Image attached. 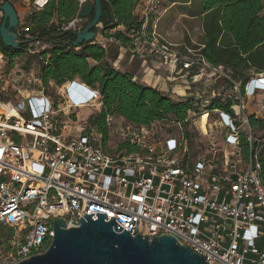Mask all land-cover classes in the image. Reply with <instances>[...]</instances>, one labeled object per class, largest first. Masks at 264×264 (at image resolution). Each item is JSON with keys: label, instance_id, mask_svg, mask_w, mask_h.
I'll list each match as a JSON object with an SVG mask.
<instances>
[{"label": "built area", "instance_id": "1", "mask_svg": "<svg viewBox=\"0 0 264 264\" xmlns=\"http://www.w3.org/2000/svg\"><path fill=\"white\" fill-rule=\"evenodd\" d=\"M39 1L33 2L35 11L44 9L50 0ZM89 1L79 0V9ZM162 1L147 0L140 19L142 29L134 42L159 57L172 74L181 66L180 72H186L185 77L192 82L204 72L228 81V90L214 94L215 99L204 101L195 96L198 109L189 113L186 122L195 124L212 114L214 121L206 136L211 138L214 130L225 131V144L239 152L246 141L250 148L247 167L238 172L229 170L234 165L226 155L225 165H219L214 149L212 160L192 156L185 128L179 123L173 124L178 135L166 131L159 136L155 126L163 124L136 127L123 118L109 116V135L115 131L120 141L114 149L109 148L110 141L105 148L102 136L77 117L81 108L100 110L102 100L75 108L67 97L63 101L57 97L62 88L56 91L57 98L42 86L35 96L16 104L0 101L8 110L0 111V264H17L45 253L54 239L55 220H64L67 229L77 228L79 225L72 222L78 224L92 213L107 215L108 220L115 218L133 237L141 234L153 240L173 236L203 255L207 264H264L260 162L264 140L250 124L251 116L264 122V103L262 113L246 114L247 100L264 94V74L253 75L242 90L223 67L211 66L200 53L184 57L176 52L172 44L149 31ZM81 21L77 17L62 30L78 31ZM24 35L27 39L22 40L30 39ZM4 57L0 52V63ZM257 78L261 90L248 93L250 82ZM32 82L42 81L33 77ZM77 98L82 100L80 95ZM215 100L230 101L231 112L210 111ZM121 143L140 152L118 151ZM3 228L6 231L1 235Z\"/></svg>", "mask_w": 264, "mask_h": 264}, {"label": "trees", "instance_id": "2", "mask_svg": "<svg viewBox=\"0 0 264 264\" xmlns=\"http://www.w3.org/2000/svg\"><path fill=\"white\" fill-rule=\"evenodd\" d=\"M9 0H5L4 3ZM35 0H31L33 3ZM139 0H102L104 30L113 31L123 27L126 31H115L107 35L124 47H132L136 35L142 29V21L134 12ZM203 23L204 40L200 55L213 67H223L233 80L241 84L242 90L253 75L264 74V0H194ZM79 0H50L47 6L34 11L26 18L28 32L33 37L48 40L49 47L39 53L41 81L45 92L64 89L74 81L96 88L101 94L102 106L89 119V127L102 136V145L110 141L106 119L109 116L123 118L136 127L159 124H182L186 139L190 134L186 122L191 111L197 110L193 98L176 101L161 91L135 80L131 72H121L113 67L117 48H104L98 44H83L79 49L67 45L74 41L71 31L62 30L78 17ZM93 16L88 19L90 22ZM87 22V23H88ZM83 26L82 30L86 27ZM98 33L99 28L93 30ZM27 46L19 49L6 48L0 38V52L9 61L25 54ZM67 86V88H69ZM48 94V93H47ZM9 101V100H8ZM57 102V101H56ZM230 101L215 100L209 110L231 112ZM74 119H76L74 115ZM254 128L264 127V122L250 117ZM118 151L127 154L139 153V148L121 143ZM244 158L249 159L250 148L242 141ZM261 179L264 184V152L260 155Z\"/></svg>", "mask_w": 264, "mask_h": 264}, {"label": "water", "instance_id": "3", "mask_svg": "<svg viewBox=\"0 0 264 264\" xmlns=\"http://www.w3.org/2000/svg\"><path fill=\"white\" fill-rule=\"evenodd\" d=\"M0 13L3 14L0 38L6 48L19 50L48 42L39 37L21 40L19 14L10 1L0 5ZM92 16L83 30L71 31L75 40L67 45L80 48L83 44H97V33L93 30L101 26L102 0L86 2L78 13L81 20ZM108 217L92 213L82 217L78 224L72 222L79 226L71 229H67L64 220H55L54 239L48 250L17 264H207L203 255L196 254L173 236L161 235L153 240L141 234L133 237L115 222V218L108 220Z\"/></svg>", "mask_w": 264, "mask_h": 264}, {"label": "rangeland", "instance_id": "4", "mask_svg": "<svg viewBox=\"0 0 264 264\" xmlns=\"http://www.w3.org/2000/svg\"><path fill=\"white\" fill-rule=\"evenodd\" d=\"M5 1V0H4ZM3 0H0V2H4ZM10 1V0H9ZM92 1V0H91ZM12 3V1H10ZM14 4L17 6V10L19 13V16L21 18V23H23V25H21V27H19V31L22 36L23 39H27L26 37H24L25 33L29 35L30 39L31 38H35L33 37L31 34H29V32H25L28 31V25L26 24V17L27 15L30 14V12L34 11V6L32 5L31 2H27L25 0H14L13 1ZM3 4V3H0ZM179 12V10L177 11ZM28 13V14H27ZM178 17L179 14L175 12V17ZM176 17V18H177ZM179 18V17H178ZM177 18V19H178ZM2 20H3V14H0V26L2 24ZM189 21V20H187ZM186 23L184 18H180V22L178 23V27L176 29H179V31H184L185 32V28H186ZM86 24V20H82L78 25H77V29L78 31H81L83 26ZM185 25V28L182 27ZM196 26V27H195ZM195 28V29H194ZM126 31L123 27L121 28H117L116 30L113 31H105L103 25H101L99 27V40H95V42L99 43V45H106V47L109 48H115L117 45L115 44L116 41L114 39H109L112 41H106L107 35L109 34H113L115 33V31ZM193 36L192 38H194L195 40L199 39V25L197 24V22H195V25H193ZM77 31V32H78ZM177 35V34H176ZM186 37L183 38L182 41H180V45L177 44V46L175 44L174 45V50H180L179 53L182 55H186L185 53L187 52L185 50L186 47L188 46V42L187 40L190 42V37L189 35L185 32ZM22 40V39H21ZM46 40V39H45ZM173 42V41H172ZM109 43V44H108ZM169 43V42H168ZM108 44V45H107ZM171 44V43H170ZM185 44V45H182ZM49 47L48 43L45 41H42L40 43H35L32 46H27L28 50L29 48L34 52L37 51V54H29L27 56V60L22 64L20 67L21 69L24 70L25 76L22 79L21 84L24 82L27 85H29L30 82V89H28L29 91L27 93L24 92L23 89L17 88L14 84L12 83V85L14 87H11L10 85L6 86L5 82L7 80H10V73L8 70V68L10 67V65L8 64L7 61L4 62V64L1 66L3 67L2 70H0V101L3 102V100L8 101V100H12L13 104H16L19 100H21L22 98L28 96L30 94V96H35L37 91L42 90V82L41 84H35L33 81V77H31L28 74H34L38 72L40 66H41V61L39 59V53L42 52L45 48ZM196 51H192V55L196 56L200 53V51H198V49H195ZM24 57V56H23ZM5 58V57H4ZM139 64V63H138ZM136 66V64H135ZM208 72V71H207ZM176 76V75H174ZM34 78H38V76H34ZM213 78L210 81V84L215 83L213 86H211L210 88L207 87L205 88L204 84L207 81V78L204 77L203 79L201 78V80H198L199 82H197L200 88H202L201 90L196 88V91L194 92V94L199 93L202 97V99L204 101H210L211 99H215L214 98V94H218V93H223L225 91V81L224 79H216ZM204 88V89H203ZM32 92V93H31ZM204 92V94H203ZM48 94H51L54 96V91L53 90H48L47 91ZM60 93H62L61 96H57L59 97L60 100L63 101L64 97H67V90L64 88L63 91H61ZM191 93V92H190ZM180 94H184L183 91H180ZM172 96V99L179 101V100H185L188 97H179L178 95H174V94H168ZM63 97V98H62ZM217 99V98H216ZM15 102V103H14ZM250 104L248 106V109L246 111L247 115H252L254 113H258L261 110L262 104L264 103V94L261 93V95H258L256 97H253L249 100H247V104ZM0 107L7 109L3 104H0ZM100 110L98 109H94V108H83L80 109L79 111H77V117L78 119H80V121H87V123L89 122V119L91 116L96 115L97 113H99ZM259 113H262L261 111ZM198 117L193 118V122L197 121ZM214 121V116L212 114L204 115L202 119H200V121L195 124L189 125V127L186 128L187 132L190 134L191 137V141H192V146L191 143L189 142V149H190V153L192 156L194 157H198L199 155L201 156H205L209 159H214V152L212 154L211 149L216 150V162L223 166L225 165V161L223 162V159L226 155L228 159V162L232 165H234V168H229V170H236L238 171H243L247 165H248V160H246L242 154V150L239 152V149H235L234 147L231 146H227L225 144V135L226 132L225 131H221V130H214V133L212 135L211 138H209L208 136H206V133L208 132L209 129V125L212 124ZM118 128V124H115ZM155 131H157L159 133V136H164L161 135L160 132L165 133L166 131L169 132H173L174 135H178L179 129H177V127L170 125L168 127L167 124L162 125V126H155ZM257 135L259 137H261L264 140V127L260 126L258 128L255 129ZM120 138L117 136V133L115 131H112L110 133V143H109V148L110 149H114L117 145V143H119ZM210 143V144H209ZM6 231V229H1V235H3V233Z\"/></svg>", "mask_w": 264, "mask_h": 264}, {"label": "crops", "instance_id": "5", "mask_svg": "<svg viewBox=\"0 0 264 264\" xmlns=\"http://www.w3.org/2000/svg\"><path fill=\"white\" fill-rule=\"evenodd\" d=\"M10 1H12L13 6L18 12L17 6L13 2L14 0H10ZM25 1L31 2V0H25ZM146 2L147 0H139L136 10L134 12L135 17H137L139 20L141 19L142 10ZM193 3H194V0H163L159 9L153 14L151 18V23L149 25V31L151 33H155L162 41L175 44L176 46L177 44L180 45V41H182L183 38L186 37L185 35V32H186L190 37L189 38L190 42L187 40L189 47L185 48L187 52L185 53L186 55H183L184 57L191 56L192 51H196L195 49H198V51H200V48L202 47L203 40H204L203 23L200 20L201 16L199 15L200 11L198 10V7L194 6ZM178 10L179 12H177ZM34 11L30 12L29 15H31ZM175 12L179 14L178 16L179 18L176 16L178 19L175 17ZM29 15H27V17ZM180 18L181 19L184 18L185 22H187L186 28H185V25L182 26L185 28V32L179 31V29H176L178 27V23L180 22ZM87 22L88 20H86V23ZM195 22H197V24L199 25V30H200L199 39L197 40L192 38L193 32H194L193 25H195ZM20 24L23 25V23H21V18H20ZM19 35L21 37L20 32H19ZM98 38H99V32L97 33V40H99ZM106 41H112V40L106 39ZM97 44L99 43L97 42ZM115 44L117 45L115 48L118 49V54H117L116 60L112 62V65L114 68H116L117 70L121 72L133 73L136 81L148 87L157 89L161 91L162 93H164L165 95L170 96L171 98L172 96L168 94H174V95H178L179 97H188V98L189 97L194 98L195 96H198V95L201 96L202 94L201 95L199 93L194 94V92L196 91V88L200 90L202 89L196 85H198L197 84V82H199L198 80H201V78L203 79L204 77L207 78V81L203 83L205 88L207 87L210 88L211 86L215 84V83L210 84V81L213 78L211 77V75H209L206 72L201 73L198 76L196 82H192L190 79H187L185 77L186 72H182V73L180 72L181 66H178V71L172 74L166 63H164L156 55L151 54L148 51V49L146 47H143L140 43L134 42L132 47L130 48L121 46L117 42ZM182 45H185V44H182ZM101 46H103L104 48H107L106 45H101ZM179 51L180 50H176V52L178 53ZM35 53L37 54V51L33 52L29 48V50L25 52V54L23 55L24 57L21 56L19 58L14 59L12 68L9 67L7 70L10 73V76H9L10 80H7L5 82L6 86L10 85L11 87H14L12 83H15L14 85L16 87L18 86L17 88L23 89L25 93L29 91L28 89H30V86H31L30 82H29V85H27V87L24 82L21 84L22 79L25 76V73H24V70L21 69L20 66L24 64L23 61L25 62L27 60V56L29 54H35ZM4 62L0 63V65L2 66ZM7 62L9 64V61ZM1 66H0V70H2L3 68ZM28 75H30L31 77L38 76V78H40L41 66L38 72L35 73V75L34 74H28ZM224 81H225L224 84H225V91H226L228 90L230 85L228 84V81L226 80ZM180 91H183L184 94H180ZM28 97H30V94L24 98H28ZM249 105L250 104L248 103V106Z\"/></svg>", "mask_w": 264, "mask_h": 264}, {"label": "clouds", "instance_id": "6", "mask_svg": "<svg viewBox=\"0 0 264 264\" xmlns=\"http://www.w3.org/2000/svg\"><path fill=\"white\" fill-rule=\"evenodd\" d=\"M67 90V99L75 108H80L84 103L89 102L90 100L99 101L101 99V94L96 88L88 86L80 81H74ZM260 81L259 79H254L250 82L248 86V93H254L260 91ZM77 91V93H76ZM77 95H80L82 100H78ZM45 108L49 109V105H46Z\"/></svg>", "mask_w": 264, "mask_h": 264}, {"label": "bare ground", "instance_id": "7", "mask_svg": "<svg viewBox=\"0 0 264 264\" xmlns=\"http://www.w3.org/2000/svg\"><path fill=\"white\" fill-rule=\"evenodd\" d=\"M39 3H43V0H40ZM0 111L1 112H7L8 113V110L7 109H4L2 107H0Z\"/></svg>", "mask_w": 264, "mask_h": 264}]
</instances>
